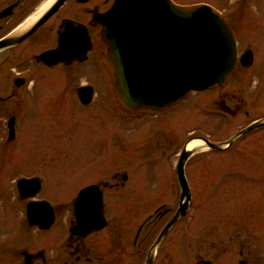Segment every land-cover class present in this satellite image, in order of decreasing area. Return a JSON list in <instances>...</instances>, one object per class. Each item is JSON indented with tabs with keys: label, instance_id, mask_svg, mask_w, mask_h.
Listing matches in <instances>:
<instances>
[{
	"label": "flooded vegetation",
	"instance_id": "obj_1",
	"mask_svg": "<svg viewBox=\"0 0 264 264\" xmlns=\"http://www.w3.org/2000/svg\"><path fill=\"white\" fill-rule=\"evenodd\" d=\"M170 1L183 9L201 5L210 6L212 11L227 24L236 43L237 58L223 84H216L204 90L190 91L171 105L154 109L130 106L118 93L110 57L112 49L110 42L103 36V26L99 21L100 15L106 13L115 0H0V167L5 173L6 169H13L12 171L16 169L9 162L6 149L14 150L13 153L18 150L17 140L20 137L21 124L19 125L17 119L23 104L29 105L27 117L34 110L36 114L44 117L52 116L53 123L65 124L64 131L58 133L53 126L42 127L43 129L60 137L62 133L76 134L78 138L82 135L78 145L93 151L89 153L92 154L91 157L99 152H108L103 161L109 166L105 176L86 181L76 187L74 194L70 197L72 200L82 188L92 184L98 185L102 193L106 225L85 236L71 231L75 225L71 201L67 206L62 207L49 201L45 195L37 197L44 191V174L40 175L39 172L33 171L34 173L31 174L17 175L10 182L9 197H6L5 188L4 193L0 189V195L3 194L0 204H6V209L11 213L9 226L13 231L11 244L14 246L10 255L0 254V264H117L123 263L124 256L128 258L132 256L133 264H141L142 255L146 256L147 253L145 246L148 237L154 241L163 226L174 215L178 205L174 209L166 206L165 203H160L152 214H147L138 222L132 235L130 228L113 222L114 220L106 215L105 200L108 193L113 192L120 200L129 197V191L125 190L128 174L120 169L111 168L110 163L113 161L111 152L114 146L118 147V150L128 151L130 143L127 132L129 130L121 133L119 128L108 126L106 128L108 130L99 132L96 122L99 113L102 114L98 109L99 105L124 129H128L132 116L139 112H142L143 116L146 112H151V116L158 122L163 120L172 122L173 118L174 121L182 120L183 122L187 118H192L188 107L190 104L188 101L192 103V98L188 95L191 92L196 94L205 90L221 89L222 91L217 94V99L213 102L211 100L205 102L203 99L201 102L200 100L195 102L197 107H201L208 116L233 117L243 109L244 114L248 113L247 108L250 103L248 104L242 95L237 94L243 93L241 88L226 92H223V89L229 84L236 68L244 70L252 68L259 76V81L264 83V0H217L214 3L208 0ZM3 42H5L4 45H2ZM247 53L249 57L246 63H243ZM99 89L103 94L100 97L97 93ZM49 101H52L53 108L47 107ZM41 105L44 106L45 111L44 109L40 111ZM59 105L63 111L57 110ZM64 105L67 107L63 108ZM253 105L256 107L259 105L262 114L226 136L214 138L208 133L188 132L189 136L177 152L178 156L175 160L173 171L176 184L169 192L166 191V194L177 195L179 198L180 187L176 173L178 157L187 143L198 140L203 148L192 155L200 152L205 155L204 184L208 210L216 209L220 215L232 212L233 216L248 208H251L254 213L264 211V167L257 165L258 168H252V165L242 164L233 159L235 153L239 155L242 151L251 152L253 149L261 148L253 144V140L256 137L259 140L263 139L259 134L264 131V125L241 133L231 143L225 144L252 122L264 119V101L261 105L259 101L258 104L251 106ZM3 108L6 109L3 110ZM11 118H13V130L10 135L9 120ZM70 126L74 128L69 130ZM120 135H123L124 140L122 143H117L121 139ZM87 143L90 145L86 146ZM213 144L221 146V149H214ZM227 151H230L228 155L225 153ZM13 156L17 158L16 153ZM90 159L86 174L90 173L91 176L94 173L92 170H96L99 164V159ZM20 167L23 170H30L22 163ZM224 169H226L225 172ZM224 173L227 178L234 175L229 177L231 178L229 183L225 180L223 182L224 178L221 180ZM184 174L191 196L187 209L189 211L194 190L188 181L189 176L186 175L185 165ZM217 176L219 180L215 182L214 179ZM6 177L4 174L0 175V178ZM20 178H38L40 185L33 196L21 198L18 186ZM235 182L238 185L248 184L252 196L247 197L246 200L242 196L237 197L238 190L245 186L232 185ZM29 191V185L22 187V192L29 193ZM43 200L48 202L44 210L48 209L51 212L50 223L40 225L38 220L30 219V222L34 223L31 225L26 216V205L29 202L39 203ZM36 206L42 208L40 204ZM64 208L68 209V213L66 211L62 213ZM19 221L22 224L25 221L29 227L40 232L54 225L63 229L53 243H45L35 235V238L33 236L26 245L18 246L17 243H13L19 242L16 237L20 226ZM155 232L153 236L152 233ZM130 246H132L131 250ZM241 252H243L242 249ZM199 263L214 264L212 258H204Z\"/></svg>",
	"mask_w": 264,
	"mask_h": 264
},
{
	"label": "rangeland",
	"instance_id": "obj_2",
	"mask_svg": "<svg viewBox=\"0 0 264 264\" xmlns=\"http://www.w3.org/2000/svg\"><path fill=\"white\" fill-rule=\"evenodd\" d=\"M208 1L214 3L217 0ZM235 70L223 92L236 91L241 88L243 93L237 94L242 95L248 104L250 103L247 114H244L243 109L233 117L208 116L201 107H197L195 103L197 100L213 102L217 99V94L222 92L221 89L205 90L196 94L189 93L188 97L192 98V103L188 101L190 103L188 107L192 118H187L183 122L182 120L174 121V118L172 122L170 120L158 122L155 117L151 116V112H146L145 116L139 112L132 116L128 129H124L99 105L98 109L102 114L99 113V117L97 120L95 119L99 132H105L108 130L106 129L108 126L109 128H119L121 133L129 130L127 131L129 150L121 151L114 146V150L111 152L113 163H110L111 168L120 169L128 174L125 190L129 191V197L120 200L116 194L110 192L105 200V205L106 215L111 217L113 222L130 228L131 235L138 222L147 214H152L160 203H165L166 206L174 209L177 207L178 196L166 194V191L169 192L176 184L173 171L175 170V160L178 156L177 152L180 151L189 136L188 132L208 133L214 138H221L262 114L259 105L257 107L251 105L258 104V101L261 105V102L264 101V83L259 81V76L254 73L252 68L247 70L236 68ZM101 91L100 89L97 91L99 97L103 95ZM28 107L29 105L23 104L18 113L17 120L19 125L21 124V132L17 140L18 150L15 151L17 158L12 157L15 154L14 150L6 149L9 162L16 169L12 171L13 169L4 168L7 170L5 173L0 167V175L7 176L0 178V189L4 193L5 188L6 197H9V185L13 178L36 171L40 175L44 174L45 184L44 191L37 197L45 195L49 201L65 207L70 203V197L74 194L76 187L88 180L92 181L105 176L109 166L103 159L106 158L108 152H99V154L95 152L97 154L91 157L92 154L89 153L93 151L78 145L82 135L78 138L76 134L62 133L60 137L43 129L42 127L53 126L55 132L58 133L64 131L65 124L53 123L52 116L44 117L36 114L34 110L27 117ZM47 107L53 108L52 101L47 103ZM66 107L64 105L63 108ZM5 109L3 108V110ZM43 109L44 106L41 105L40 111ZM57 110L63 111L60 105ZM73 128L70 126L68 129ZM259 135H262L263 139L259 140L256 137L253 144L259 148L261 146V148L253 149L251 152L242 151L239 155L235 153L233 159H236V162L252 165V168H258L257 165L264 167V131ZM120 136L121 139L117 143H122L124 140L123 135ZM87 144L86 146L90 145ZM85 149L86 151H84ZM225 153L228 155L230 151ZM204 156L203 152L196 153L185 164V172L189 176L188 181L194 190L192 204L185 216L178 219L166 232L164 239L155 250L153 264H200L199 262L204 258H212L214 264H264V211L254 213L251 208H248L242 210L240 214L236 213L235 216L232 212L220 215L216 209L209 211L205 200ZM11 157L18 160L14 161ZM90 158L99 159V164L96 170H92L94 173L91 176L90 173L86 174ZM21 163L28 166L31 171L23 170L20 167ZM223 176L221 180L224 178L223 182L225 180L226 183H229L228 181L231 179L229 177H234L231 175L227 178L225 173ZM218 177L214 179L215 182L219 180ZM232 185L236 186L238 183L235 182ZM240 186L245 187L238 190L237 197L242 196L246 200L247 197L252 196L248 184H239L238 187ZM2 195H0V202ZM65 209L62 211L63 214L65 211L68 213V209ZM10 216L11 213L6 209V204H0V254L2 255H10L14 247L11 244L13 231L9 226ZM19 223L16 236L19 242L13 243H17L18 246L26 245L33 236L35 238V235L45 243H53L63 229L54 225L50 229L40 232L29 227L25 221L24 225L21 221ZM156 232L152 233L153 236ZM152 241L153 239L148 237L145 252L148 251ZM131 248L132 246H130V250ZM142 256L141 264H144L146 256L145 254ZM123 263L133 264L132 256L130 258L124 256ZM123 263L118 262L117 264Z\"/></svg>",
	"mask_w": 264,
	"mask_h": 264
},
{
	"label": "water",
	"instance_id": "obj_3",
	"mask_svg": "<svg viewBox=\"0 0 264 264\" xmlns=\"http://www.w3.org/2000/svg\"><path fill=\"white\" fill-rule=\"evenodd\" d=\"M99 21L112 49L110 57L118 93L133 107L159 109L171 105L189 91L221 85L237 58L236 43L227 24L208 5L183 9L170 0H115L112 7L100 15ZM248 57L249 53L243 63ZM261 125L264 119L252 122L225 144ZM9 126L11 135L13 118ZM187 144L176 164L180 187L178 207L150 245L145 264L153 263L155 250L166 232L187 212L191 196L184 165L195 151L203 148L201 145L188 149ZM212 146L221 149V146ZM28 185L29 193L22 192V187ZM39 185L38 178H20L21 198L33 196ZM46 205L48 202L44 200L27 203L28 221L36 219L40 225L49 224L51 212L44 210ZM103 205L98 185L82 188L71 201L75 219L71 231L85 236L104 227Z\"/></svg>",
	"mask_w": 264,
	"mask_h": 264
},
{
	"label": "bare ground",
	"instance_id": "obj_4",
	"mask_svg": "<svg viewBox=\"0 0 264 264\" xmlns=\"http://www.w3.org/2000/svg\"><path fill=\"white\" fill-rule=\"evenodd\" d=\"M199 146H201V143L198 140H193L187 144L188 149H196L199 148Z\"/></svg>",
	"mask_w": 264,
	"mask_h": 264
}]
</instances>
